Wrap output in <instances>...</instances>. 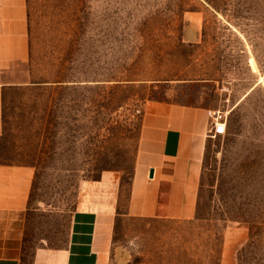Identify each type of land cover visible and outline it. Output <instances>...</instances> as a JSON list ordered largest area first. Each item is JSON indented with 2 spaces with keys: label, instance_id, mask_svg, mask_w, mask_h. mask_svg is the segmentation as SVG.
<instances>
[{
  "label": "rangeland",
  "instance_id": "1",
  "mask_svg": "<svg viewBox=\"0 0 264 264\" xmlns=\"http://www.w3.org/2000/svg\"><path fill=\"white\" fill-rule=\"evenodd\" d=\"M26 3L31 81L3 92L0 134V161L33 168L24 264L76 207L116 212L107 264H264V0ZM148 99L224 114L192 218L125 213Z\"/></svg>",
  "mask_w": 264,
  "mask_h": 264
},
{
  "label": "crops",
  "instance_id": "2",
  "mask_svg": "<svg viewBox=\"0 0 264 264\" xmlns=\"http://www.w3.org/2000/svg\"><path fill=\"white\" fill-rule=\"evenodd\" d=\"M26 31V0H0V134L3 92L31 81ZM207 109L202 102L145 101L126 214L171 219L196 215L208 138ZM32 172L30 164L0 161V264H24L33 208ZM47 214L59 216L57 234L54 240L38 238L29 264H107L116 214L112 208L76 207Z\"/></svg>",
  "mask_w": 264,
  "mask_h": 264
},
{
  "label": "built area",
  "instance_id": "3",
  "mask_svg": "<svg viewBox=\"0 0 264 264\" xmlns=\"http://www.w3.org/2000/svg\"><path fill=\"white\" fill-rule=\"evenodd\" d=\"M208 131L213 135L222 134L225 132L226 125L224 121V114L219 109L208 108Z\"/></svg>",
  "mask_w": 264,
  "mask_h": 264
},
{
  "label": "bare ground",
  "instance_id": "4",
  "mask_svg": "<svg viewBox=\"0 0 264 264\" xmlns=\"http://www.w3.org/2000/svg\"><path fill=\"white\" fill-rule=\"evenodd\" d=\"M252 59H253V58H252ZM251 65H252L253 68L255 67V62H254V60H251Z\"/></svg>",
  "mask_w": 264,
  "mask_h": 264
},
{
  "label": "water",
  "instance_id": "5",
  "mask_svg": "<svg viewBox=\"0 0 264 264\" xmlns=\"http://www.w3.org/2000/svg\"><path fill=\"white\" fill-rule=\"evenodd\" d=\"M151 171H152V169H150V173H149L150 175H151Z\"/></svg>",
  "mask_w": 264,
  "mask_h": 264
}]
</instances>
